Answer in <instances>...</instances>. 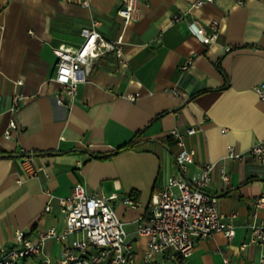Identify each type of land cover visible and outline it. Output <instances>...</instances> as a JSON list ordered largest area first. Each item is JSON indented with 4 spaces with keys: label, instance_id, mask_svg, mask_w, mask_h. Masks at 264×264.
<instances>
[{
    "label": "crops",
    "instance_id": "0c3cea01",
    "mask_svg": "<svg viewBox=\"0 0 264 264\" xmlns=\"http://www.w3.org/2000/svg\"><path fill=\"white\" fill-rule=\"evenodd\" d=\"M118 1L88 0L84 7L70 0H0V251L12 246L17 230H61L57 200L80 183L88 194H117L114 207L135 264H142L146 239L136 234V221L178 172L179 147L169 133L194 128L183 137L184 148L195 151L185 175L215 163L206 192L216 197L220 213L236 219L231 239L215 233L198 241L187 264L256 263L264 245L248 243L247 225L254 199L264 196V164L248 150L264 144V102L254 90L264 83V0H212L198 9L196 0H140L126 27L116 16ZM172 15L182 18L172 22ZM92 19L104 37L123 35L128 67L107 55L91 66L74 101L57 105L53 49L78 48L79 31ZM213 21L218 36L205 45L190 26L209 31ZM14 92L26 101L11 116ZM11 117L18 129L5 139ZM138 133L134 149L116 152ZM228 148L243 158H227ZM30 151L38 169L33 177L23 174L19 161ZM223 169L227 183L220 180ZM257 214L264 220V210ZM46 252L55 259L59 245L49 241Z\"/></svg>",
    "mask_w": 264,
    "mask_h": 264
},
{
    "label": "built area",
    "instance_id": "2783aa9c",
    "mask_svg": "<svg viewBox=\"0 0 264 264\" xmlns=\"http://www.w3.org/2000/svg\"><path fill=\"white\" fill-rule=\"evenodd\" d=\"M70 1L88 6V0ZM211 1L196 0L192 7L198 9ZM118 2L116 16L122 19L123 26L126 27L136 19L140 0ZM181 18L182 16L172 15V22ZM193 25L190 26L192 33L203 44L209 45L217 39L218 28L215 21L209 24V31L199 27L197 29ZM99 26L100 22L92 19L88 26L81 28L79 32L82 42L78 48L62 44L53 49L56 64L51 81L59 87L54 94V103L57 105H70L75 99L77 87L87 81L91 66L107 55L113 54L120 67H128L127 60L123 58V35L108 39L98 31ZM21 84L20 80L14 82L16 87ZM254 90L264 102V83ZM134 98L133 95L128 96L130 100ZM25 101L26 97L14 92L8 109L10 115L17 112ZM17 129L13 117L9 118L3 137L9 139L11 132ZM195 133L194 128L185 132L173 129L169 133L179 147L174 155L178 172L152 197L146 211L136 221V234L146 239L142 264H187L198 241L215 233H223L227 239L235 234L236 214L220 213L216 197L206 192L211 185V174L216 164L203 165L191 178L185 175L188 166L194 163L195 151L184 148L183 137ZM23 154L25 155L19 160L21 171L28 176H36L38 169L32 160L33 152ZM248 155L264 164V144L252 145ZM226 157L242 159L243 155L228 148ZM228 179V171L223 169L220 180L227 183ZM117 198L115 193L108 197L97 193L88 194L85 187L77 183L69 196L57 200L64 218L63 228L17 230L12 237V246L0 251V264H135V252L132 243L127 240L125 223L113 204ZM122 203L128 207L136 205L130 197H123ZM252 208V219L247 225L248 243L261 246L264 245V220L257 213L264 210V196L254 199ZM49 209L48 204L45 210ZM49 241L59 245V253L55 259L46 252ZM245 246L246 244L242 245ZM156 256H161L162 260L156 262ZM224 263H228L227 259H224ZM252 264H264V256Z\"/></svg>",
    "mask_w": 264,
    "mask_h": 264
},
{
    "label": "trees",
    "instance_id": "16d2710c",
    "mask_svg": "<svg viewBox=\"0 0 264 264\" xmlns=\"http://www.w3.org/2000/svg\"><path fill=\"white\" fill-rule=\"evenodd\" d=\"M140 134L138 133L133 139H131L130 141H128L127 143H125L123 146H119V148L116 149V152L120 151H125V150H132L134 149L135 145H136V141L139 138ZM25 155V154H22ZM1 157V155H0Z\"/></svg>",
    "mask_w": 264,
    "mask_h": 264
}]
</instances>
